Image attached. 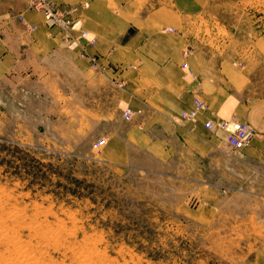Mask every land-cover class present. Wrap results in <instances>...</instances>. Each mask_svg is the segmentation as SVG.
I'll list each match as a JSON object with an SVG mask.
<instances>
[{
  "label": "crops",
  "instance_id": "obj_1",
  "mask_svg": "<svg viewBox=\"0 0 264 264\" xmlns=\"http://www.w3.org/2000/svg\"><path fill=\"white\" fill-rule=\"evenodd\" d=\"M53 1L70 8L87 38L96 40L84 47L104 68L93 70L79 57V43L67 45L28 0H0L2 117L38 113L58 136L70 139L78 130L87 137L92 128L97 138H108L101 154L118 168L171 167L215 194L264 195V30L251 58L241 48L200 42L196 26L209 0H166L158 7L92 0L83 10L82 0ZM181 27L183 33L165 30ZM184 62L194 78L184 74ZM195 98L207 111L194 124L179 123ZM126 108L143 113L128 122ZM233 117L256 134L240 151L229 147L227 133L205 127Z\"/></svg>",
  "mask_w": 264,
  "mask_h": 264
},
{
  "label": "rangeland",
  "instance_id": "obj_2",
  "mask_svg": "<svg viewBox=\"0 0 264 264\" xmlns=\"http://www.w3.org/2000/svg\"><path fill=\"white\" fill-rule=\"evenodd\" d=\"M201 16L203 45L253 57L264 0H209ZM40 117L0 114V264H264L263 194H215L171 167H115L95 147L104 135L60 137Z\"/></svg>",
  "mask_w": 264,
  "mask_h": 264
},
{
  "label": "built area",
  "instance_id": "obj_3",
  "mask_svg": "<svg viewBox=\"0 0 264 264\" xmlns=\"http://www.w3.org/2000/svg\"><path fill=\"white\" fill-rule=\"evenodd\" d=\"M31 8L36 12L44 16L45 21L49 22L51 25H54L59 28L61 31L63 41L69 45L71 42L79 43L81 46V52L79 57L81 59H86L91 62L92 68L95 71L103 70V66L94 55H91L87 52L84 45L95 46L96 40L94 38L88 39V31L80 29L77 31L78 19L73 15L71 9H60L56 6L55 2L52 0H28ZM91 0H82L81 9L89 7ZM32 28V27H30ZM169 32H174V29L168 28ZM78 32V35L76 34ZM86 40V43L83 41ZM82 43V44H81ZM187 56V52L184 53ZM184 74L190 78H194V74L190 72L188 64L184 62L181 65ZM194 106L188 111L182 112L179 115V120L181 123H191L194 124L197 118V115L202 111L207 109V104L204 103L200 98L194 99ZM142 113L141 110H132L126 108L123 112V119L125 121H133L134 118L140 116ZM207 130L219 129L228 134L227 143L232 150H242L245 146L249 145L252 139L256 136L255 131L248 124L243 121H239L236 117L231 118L226 121H207L205 124ZM107 142L106 137H102L96 144L95 147L101 148Z\"/></svg>",
  "mask_w": 264,
  "mask_h": 264
},
{
  "label": "bare ground",
  "instance_id": "obj_4",
  "mask_svg": "<svg viewBox=\"0 0 264 264\" xmlns=\"http://www.w3.org/2000/svg\"><path fill=\"white\" fill-rule=\"evenodd\" d=\"M191 109V108H190ZM125 110V109H124ZM124 110H123V112H124ZM207 111V110H206ZM143 113V112H142ZM142 113H141V115H142ZM178 121H179V123H181V120H179V118H178ZM220 121H226V120H220ZM181 124H183V125H185V124H187V123H181ZM191 124V123H190ZM212 130H214V131H216V130H219V129H212ZM224 132V131H223ZM226 133V132H225Z\"/></svg>",
  "mask_w": 264,
  "mask_h": 264
}]
</instances>
